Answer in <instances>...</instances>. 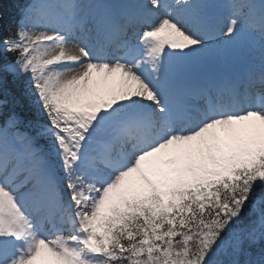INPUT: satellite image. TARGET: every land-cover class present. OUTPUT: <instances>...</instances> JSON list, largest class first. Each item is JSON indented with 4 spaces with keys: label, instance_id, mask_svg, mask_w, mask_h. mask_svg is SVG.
Here are the masks:
<instances>
[{
    "label": "rangeland",
    "instance_id": "rangeland-1",
    "mask_svg": "<svg viewBox=\"0 0 264 264\" xmlns=\"http://www.w3.org/2000/svg\"><path fill=\"white\" fill-rule=\"evenodd\" d=\"M36 1L40 5V13L44 16L48 15L52 23L61 25L69 21L75 25L81 34L79 43H71V40L63 46H60L61 44L59 43H52L46 46L35 45L34 56L33 54L32 56L28 55L29 52H26L25 58L17 61L12 66V69H25L32 79L36 81L47 76L42 80L48 83L47 87L52 86L51 104L61 115L53 120L51 129L48 131V134L56 140L54 145H59L61 149H65L68 152L72 150L75 152L77 150L75 146L85 144L88 135L94 136L98 133L106 135L110 143L119 142L118 138L114 139L113 137L120 130L119 117L121 113L123 111L130 112L133 109L141 111L149 102L143 96L141 88L137 87L138 81L135 79L140 76V71H142L151 86L155 87L156 82L154 79L162 77V72L158 70L159 63L156 62L154 57V63L147 64L145 60H142L139 69L127 70L116 62L115 64L114 58L107 54L102 58L103 54L100 51L98 56H93L89 49V44H94L91 49H95L97 43H101L98 41L100 37L96 29L88 30V25L93 24L99 16L95 9L89 11V6L93 5V1L76 0L71 5L66 4L61 14L67 13L73 8L71 9L72 16L71 18L64 16L63 21L57 15L52 16L53 13L49 7L45 8L48 0ZM222 1L227 2V0ZM233 1L235 2L233 6H229L232 15L228 19L230 23L227 34L220 35L218 38V33L206 37L203 43L199 42L193 45L192 51L191 48H184L186 39L192 37L184 35L180 38L176 34H170L169 31H166L162 25L164 17L153 14L154 4L152 5V0H134L137 6L142 5L145 7H139V10L147 14L149 16L148 22L150 23L151 21L153 24L152 26L150 24L145 25L148 29H144L145 31L140 35V41H143L144 46L149 47L151 45L150 47L152 48L145 51L159 55L160 61L165 67L169 68L167 75L175 81L185 79L187 76V68H184L180 60L177 61L175 57V52L178 48L184 50L188 60L191 59L189 62L183 60L182 64L185 63L191 66L205 62L203 72L200 73L198 78L210 74L216 82H219L225 77V74H229L235 69H243L244 67L252 70L258 69L257 66L240 59L238 53L246 54L247 52L243 49H247L248 54H251L252 49L258 48L260 38L264 36V0ZM203 3L208 4L206 7L211 10L216 7V3L212 0H175L167 15L169 25L181 27L183 23L188 19L191 21L192 18L195 23L196 18L192 12L197 11L196 8L199 7L198 11L201 13ZM36 30L33 27L30 28V31H34L30 35H37V27ZM26 35L28 34L26 33ZM40 35L42 37L50 36L51 34H45L40 29L38 38H41ZM75 44H77L76 47H74ZM131 44L129 46H133L132 42ZM126 47H120V50L125 51L123 53L125 58L130 50V48L125 50ZM83 58H86V61ZM71 60V68L63 70L61 65ZM52 61L61 62V64L57 63L59 67L55 68L57 69L56 73L45 75L44 66ZM60 68L62 71H58ZM260 68L264 69V67ZM140 84H142L141 81ZM218 86L224 87L223 81ZM154 89L160 91L156 88ZM69 114L73 115L74 118L65 117V115ZM85 114L87 115L85 118H79V116ZM66 125L70 126V132L65 133L64 128ZM204 134L208 136L206 137V142L209 140L215 147L213 150L208 151L207 154H202L200 150H189L191 148L190 141H183L180 137H175L179 139V146L175 147L173 144L171 146L166 144L145 153L141 157H131V155L126 154V150L122 146L113 150L109 148V151H111L107 157L111 160L109 165L113 168L115 166L116 169L113 170L109 167L106 169L108 172L112 170L114 175H118L116 182L103 188L104 183H100L99 180L96 181L86 173L85 177L80 180V184L73 182L71 186V188L76 190L74 195L77 199L82 196L81 193L84 196L86 193L97 194L95 199L92 196L89 200L91 201L89 205L90 212L89 210H84L82 213L85 220L91 221L87 231L82 233L71 232V238H74L72 242L67 239L63 241L58 236L56 238L58 244L53 242L52 246L40 244L38 240H33L30 242V255L24 257L18 264H84L82 257L84 252L87 254L93 253L97 257L96 234L104 223L107 212L113 209L112 203L118 200L120 195H125L127 192L145 193V191H154L160 197L163 206H168L173 190L189 187L201 180L225 174L229 166L235 162L250 158L256 146L264 147V115L253 113L252 115H244L224 122H214ZM1 143L4 150L6 148L4 145L9 146V152L17 149L21 150L22 154H17L16 157L24 161L27 168H33L32 175H35L32 179L34 181L28 185L31 188L34 187L35 190L36 185L41 184L43 175L45 173L48 174L49 164L47 157L38 155L33 157L32 162L27 160L23 156L26 151L22 148H15L9 139L4 142V133H0V148H2ZM24 144L27 149L32 143L29 139H25ZM124 145L127 146V144ZM52 149L54 152L59 153L56 146ZM203 152H206V150L203 149ZM210 152L218 154L220 162L208 167L207 170L199 168L198 164L200 161L206 159ZM106 153L105 149L103 154L105 155ZM87 158L88 156L80 154L77 158L80 161L79 164H77L76 168H70L68 173L70 174L71 171H74L82 174L87 168L80 163L81 161H86ZM2 159L3 162L6 161L5 158ZM56 159L60 163L65 162L58 155H56ZM12 165H15V163ZM1 183H3L2 178H0ZM85 187L91 190L86 191ZM29 192L28 189L26 191L22 189L20 195L25 197ZM10 200L11 198L8 199L0 191V233L5 234L4 239H6L3 241V248L7 250V246H10L9 249L13 251L17 248L12 245L13 240H15L14 243L18 241L19 233L21 234L22 232L21 239L23 236H27L28 227L27 224L20 221L24 229L20 231L11 215L6 212L7 210H4V207H6V209L10 208L9 211H11ZM35 200L37 201L38 199L35 197ZM85 206L88 207V205ZM97 263L95 262V264Z\"/></svg>",
    "mask_w": 264,
    "mask_h": 264
},
{
    "label": "trees",
    "instance_id": "trees-1",
    "mask_svg": "<svg viewBox=\"0 0 264 264\" xmlns=\"http://www.w3.org/2000/svg\"><path fill=\"white\" fill-rule=\"evenodd\" d=\"M13 1L1 0L2 18L19 12ZM3 43L7 38L0 35V100L10 103L18 98L14 111L22 118L25 109L20 94L25 90L19 92L13 74L6 69L15 52L10 50L8 58ZM27 94L29 99L34 98L32 93ZM235 174L205 192H182L177 200L180 210L162 214L155 199L142 201L120 223L108 226L99 240V248L108 246L112 250L105 257L106 263L264 264V231L249 240L238 234L255 221L262 208L264 211V153L245 172Z\"/></svg>",
    "mask_w": 264,
    "mask_h": 264
},
{
    "label": "bare ground",
    "instance_id": "bare-ground-1",
    "mask_svg": "<svg viewBox=\"0 0 264 264\" xmlns=\"http://www.w3.org/2000/svg\"><path fill=\"white\" fill-rule=\"evenodd\" d=\"M226 12H228V16H230L231 14H232V11L230 10V8H229V6H228V8H226ZM212 15H213V13H212ZM105 19L106 20H110V15H109V13H105ZM105 20V21H106ZM106 24H104V26H105ZM107 26V25H106ZM166 29L167 30H170L171 29V27H169V26H166ZM109 30H110V32L112 33V31H111V28H109ZM173 32H175L174 30H173ZM142 57H143V52H142V55H141ZM172 92V90H169V92L166 94V97H165V99L166 100H169V101H167V102H169L170 103V97H169V95L168 94H170ZM153 100H156L155 99V97H154V99ZM170 104H172V103H170ZM127 106H129V104H127ZM172 106H174V104L172 105ZM171 111H175V115H176V119H175V121H174V123H173V125L170 127L169 125H168V127L167 128H169L170 130H172L173 128H175V127H178V126H180V123H181V120H182V118H183V111L182 110H179V109H175V110H173V109H171ZM198 116V113L197 112H195V111H191V117H190V119L189 120H187L185 123L186 124H188V122L190 121V122H195L196 121V117ZM163 121V120H162ZM189 122V123H190ZM206 127H208V126H206ZM179 128V127H178ZM188 128V127H187ZM189 130H190V128H189ZM207 129L206 128H202L201 130H199V131H194L195 133H193V132H191V133H193L192 135H189L188 137H186L185 138V140H189V141H191V148L189 149V150H200L201 151V153L203 154V153H206L207 154V152L208 151H211V150H213L215 147L211 144V142L208 140L207 142H206V135L204 134L205 133V131H206ZM169 131V130H168ZM190 133V134H191ZM179 144H177L176 143V147L178 146ZM203 149H205L206 150V152H203ZM220 162V158L218 157V154H213V152H210L209 153V155H208V157L206 158V159H203V160H201L200 161V163L198 164V166H199V168H202V169H208V167H211V166H213V165H216V164H218ZM52 204H53V199H52ZM60 223L61 222H55L53 225H52V227H57V228H59L60 227ZM74 224H76V223H74ZM90 227V222L88 221V220H85V219H82V218H80V220H79V222L76 224V229L77 230H79L80 232H82V231H85L86 229H88Z\"/></svg>",
    "mask_w": 264,
    "mask_h": 264
}]
</instances>
